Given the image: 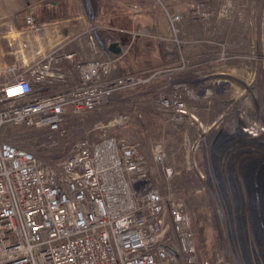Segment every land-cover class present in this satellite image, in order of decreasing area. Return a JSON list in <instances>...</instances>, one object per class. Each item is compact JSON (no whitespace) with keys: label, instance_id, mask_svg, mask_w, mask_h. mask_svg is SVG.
I'll use <instances>...</instances> for the list:
<instances>
[{"label":"rangeland","instance_id":"rangeland-1","mask_svg":"<svg viewBox=\"0 0 264 264\" xmlns=\"http://www.w3.org/2000/svg\"><path fill=\"white\" fill-rule=\"evenodd\" d=\"M71 2L72 13L87 23L80 32L97 42H124L114 75L170 71L115 92L100 108L69 112L62 135L8 127L5 138L50 165L80 139L137 141L160 191L178 196L190 214L201 258L264 264V0ZM131 3L139 5L137 12ZM170 14L180 17L174 27ZM16 35L0 28V79L26 76L35 62L29 48L26 60L17 53ZM62 88L55 83L47 90ZM158 93L180 97L183 119L159 107ZM119 114L129 120L111 124ZM154 147L164 151L162 164L153 159ZM163 165L173 169L168 178Z\"/></svg>","mask_w":264,"mask_h":264},{"label":"built area","instance_id":"built-area-1","mask_svg":"<svg viewBox=\"0 0 264 264\" xmlns=\"http://www.w3.org/2000/svg\"><path fill=\"white\" fill-rule=\"evenodd\" d=\"M139 8L129 5L132 12ZM179 18L168 15L172 27ZM24 25L36 28L31 9ZM88 40L96 46L92 34ZM120 55L77 60V81L57 91L47 89L65 83L68 74L56 50L42 55L26 76L0 83V264H213L199 256L190 214L178 196L160 191L137 141L114 135L80 139L50 165L5 138L8 127L62 135L69 112L100 108L115 92L170 71L114 75ZM157 103L176 120L186 114L176 94L158 93ZM128 120L119 114L110 123ZM152 154L162 164L163 149L154 147ZM162 170L167 178L173 174L169 165Z\"/></svg>","mask_w":264,"mask_h":264},{"label":"crops","instance_id":"crops-1","mask_svg":"<svg viewBox=\"0 0 264 264\" xmlns=\"http://www.w3.org/2000/svg\"><path fill=\"white\" fill-rule=\"evenodd\" d=\"M71 1L0 0V28H11L17 34L15 38L22 45L17 53L26 60L25 49L29 48L30 51H33L31 58L37 62L42 55L56 50L58 65L68 74L66 82L59 84L63 88L77 81L78 75L74 69V63L77 60H87L95 57L106 58L113 54L107 49V46L109 41L114 40H106L103 43L98 40L96 46H92L87 33L80 32L79 29L85 28L87 23L83 15L76 12L72 13ZM28 9H31L34 13L36 21L34 30H28L24 25V13ZM86 29L87 27L84 30ZM118 31L120 32V30ZM115 41L121 46L124 43L120 42L118 38ZM68 53L74 54L73 58L67 59L65 55ZM118 60L113 71L117 68ZM4 81L7 80L5 78L0 79V83Z\"/></svg>","mask_w":264,"mask_h":264},{"label":"water","instance_id":"water-1","mask_svg":"<svg viewBox=\"0 0 264 264\" xmlns=\"http://www.w3.org/2000/svg\"><path fill=\"white\" fill-rule=\"evenodd\" d=\"M107 49L113 54H120L122 47L117 41H113L110 44H108Z\"/></svg>","mask_w":264,"mask_h":264},{"label":"flooded vegetation","instance_id":"flooded-vegetation-1","mask_svg":"<svg viewBox=\"0 0 264 264\" xmlns=\"http://www.w3.org/2000/svg\"><path fill=\"white\" fill-rule=\"evenodd\" d=\"M259 166H260V165H256V164H255V167H256V168H259ZM228 185H229V190L233 193V192H234V187L232 186V184H231L230 182L228 183ZM223 189H224V188H223ZM223 191H224V190H223Z\"/></svg>","mask_w":264,"mask_h":264},{"label":"bare ground","instance_id":"bare-ground-1","mask_svg":"<svg viewBox=\"0 0 264 264\" xmlns=\"http://www.w3.org/2000/svg\"><path fill=\"white\" fill-rule=\"evenodd\" d=\"M252 127H253V124H252Z\"/></svg>","mask_w":264,"mask_h":264}]
</instances>
